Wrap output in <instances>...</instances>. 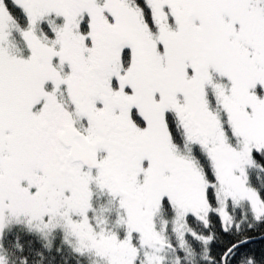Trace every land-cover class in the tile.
I'll return each instance as SVG.
<instances>
[{
    "label": "snow or ice",
    "instance_id": "snow-or-ice-1",
    "mask_svg": "<svg viewBox=\"0 0 264 264\" xmlns=\"http://www.w3.org/2000/svg\"><path fill=\"white\" fill-rule=\"evenodd\" d=\"M0 264H264V0H0Z\"/></svg>",
    "mask_w": 264,
    "mask_h": 264
}]
</instances>
